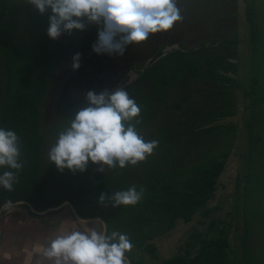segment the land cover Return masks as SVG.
Returning a JSON list of instances; mask_svg holds the SVG:
<instances>
[{"label": "rangeland", "instance_id": "1", "mask_svg": "<svg viewBox=\"0 0 264 264\" xmlns=\"http://www.w3.org/2000/svg\"><path fill=\"white\" fill-rule=\"evenodd\" d=\"M247 1L177 0L182 16L180 22L165 33L150 36L142 44L128 45L122 56L106 54L105 57L111 61L105 60L106 69L101 75H85L78 79L71 68L74 53L70 50L66 58L58 63L56 81L40 103L44 143L41 145L42 155L37 168L39 184L43 193L50 200H55L68 193L70 180L68 169L58 171L49 162L47 154L58 132L65 128L61 110L69 92L74 93L86 107L85 97L89 91L97 94L105 90L112 92L117 87L130 84L159 52L177 48L179 44L191 47L200 41L209 43L211 38L225 39L235 34L236 59L232 60L236 65L235 72L226 74L235 79L238 86L226 83L224 86L229 89L223 93L219 92L217 85H203L201 82L193 85L199 90L192 93L186 110L180 114L175 112L173 114L176 116H173L192 118L195 110H199L210 117V122L202 127L204 131L191 142L188 138H179L172 143L174 156L170 157L169 164L162 168L163 155L155 154L160 148L157 147V151L154 150L145 161L126 167L125 172L124 169L106 168L101 173L96 171L98 166L91 176L76 183L78 190L72 196L75 211L106 219L120 212L122 206L113 208L111 204L99 203L102 192L87 190L86 185L109 180L110 173L117 175L119 180L123 172L122 182L128 186L139 185L142 181L139 167L150 163L154 173L162 174L160 185H170L171 189H176V182L184 178L179 173L199 162L217 160L224 153L228 154L217 179L214 196L206 207L197 211L186 224L180 220L174 221L172 230L156 237L157 245L155 239L144 241L140 250L135 249V256L141 262L152 263L153 254L151 256L145 251L151 244H155V247L167 246L171 256L190 260L199 255L203 247L214 248L207 244L218 240L217 248L222 252L223 264H264V0H252L256 21L253 39L244 13ZM36 12L26 0H6L5 46L0 43V59L4 58V48L11 52L26 47L33 54L35 48L31 47L38 36V28L32 23ZM86 30L97 35L98 26L88 25ZM122 73L124 76H121ZM6 80L2 74L0 103L3 101ZM172 99L168 97L165 102L169 103ZM219 112L232 115L213 116V113ZM165 118V113L161 112L157 121L161 124ZM175 122L171 133H176V128L182 133L181 124L178 120ZM137 131L145 140L155 139L153 129L141 128ZM106 190L104 194L107 197L112 189ZM66 212L69 214L67 209L63 213ZM159 229L158 226L156 230Z\"/></svg>", "mask_w": 264, "mask_h": 264}, {"label": "trees", "instance_id": "2", "mask_svg": "<svg viewBox=\"0 0 264 264\" xmlns=\"http://www.w3.org/2000/svg\"><path fill=\"white\" fill-rule=\"evenodd\" d=\"M244 13L250 24L251 39H253L256 21L252 0L245 2ZM50 15V11L43 15L36 12L32 18V23L38 28V36L35 38L34 46L31 47V49L35 48L33 54L29 53L26 47L11 52L4 48V58L0 59V77L4 74L7 79L3 87V101L0 103V127L17 133L20 138L21 159L25 162L24 168L19 173V182L14 185V191L8 192L0 188V206L6 200H11L12 203L27 201L38 211L59 205L64 201L73 205L72 196L78 188L76 183L91 176L92 171L99 166L89 162L87 169L82 173L68 170L69 191L55 200H50L39 184L37 168L42 155L41 145L44 143L41 134L40 103L56 81L58 63L66 58L70 50H73L74 54L80 53L81 66L74 70V73L78 79H81L85 75L103 74L106 69L105 60L111 61L105 57L106 54L97 55L92 51L97 35L86 29L85 33L73 30L71 34L64 33L58 39L51 40L47 36ZM5 28L6 0H0V43L2 42L4 46ZM208 41L209 43L200 41L191 47L179 44L177 48L159 52L158 56L148 63L130 84L124 86L129 96L141 107L137 130L153 129L154 138L159 142L158 148L160 147L158 151L155 149L157 151L155 154L163 155L162 168L171 161L170 157L173 155L171 147L176 139L188 138L187 140L191 142L201 131H204L201 130L202 127L210 122V117L206 113L196 111L195 108L192 118L174 117L176 115L173 113L180 114L186 110L192 93L199 90L193 85L197 82L203 85H217L219 92L223 93L229 89L224 86L226 83H234L238 86L237 81L226 74L235 72L236 65L232 61L236 59L235 34L225 39L211 38ZM32 57L34 59L30 61ZM121 76L124 74L122 73ZM168 97L173 99L166 103ZM83 107L85 106L74 93L67 94L61 110V119L65 128ZM161 112L166 115V118L162 119L164 122L161 123L163 125L165 123V127L157 121ZM228 115L232 114L213 113V116L217 117ZM176 120L181 124L182 133H179L177 128L176 133L170 131L175 126ZM227 156L228 154L224 153L220 159L199 162L185 169L179 173L184 178L176 182V189H171L170 185H160L162 174L154 173L150 163L139 167L142 181L136 186L146 189L144 197L137 205L122 206L120 212L103 219L107 232L116 230L127 233L134 245L133 249L140 250L144 241H150L172 230L174 221L188 223L191 217L205 208L213 198L217 179L223 171ZM6 170L8 169H0V174ZM124 172L119 175L121 179ZM121 179L118 180L117 175L110 173L109 180L98 181L97 184L94 182V185L90 183L86 187L87 190L102 193L111 188V193H114L130 187ZM108 204L110 203L106 199L103 205ZM77 214L82 219L96 218L79 212ZM158 226L160 229L157 231ZM207 245L215 247H203L200 254L190 260L173 257L160 264H223L222 252L217 248L219 241H210ZM145 251L151 256L153 254L154 257L152 246H148ZM126 258L130 264H141L133 262L129 253L126 254Z\"/></svg>", "mask_w": 264, "mask_h": 264}, {"label": "clouds", "instance_id": "3", "mask_svg": "<svg viewBox=\"0 0 264 264\" xmlns=\"http://www.w3.org/2000/svg\"><path fill=\"white\" fill-rule=\"evenodd\" d=\"M41 15L50 11L47 36L51 40L73 30L84 31L88 25L98 26L92 51L97 54H124L128 45L144 43L158 33H165L182 19L177 0H26ZM81 54L72 57L71 68L79 69ZM87 106L81 108L66 128L58 132L48 150V160L58 171L84 172L89 162L96 169H124L151 156L158 141L145 140L137 131L141 107L129 96L125 87L99 94H86ZM135 121V123H132ZM20 138L14 130L0 127V188L14 191L25 162L21 159ZM146 189L132 185L105 196L113 208L135 206ZM11 200L3 208L10 210ZM134 245L127 233L107 232L96 228L57 235L44 249L43 255L53 264H128L126 254Z\"/></svg>", "mask_w": 264, "mask_h": 264}, {"label": "crops", "instance_id": "4", "mask_svg": "<svg viewBox=\"0 0 264 264\" xmlns=\"http://www.w3.org/2000/svg\"><path fill=\"white\" fill-rule=\"evenodd\" d=\"M22 207H13L0 215V264H53L44 257L43 252L57 235L90 228L101 231L98 223L76 222L70 214L63 213L65 209L43 217L34 215ZM154 243L157 245L158 240ZM151 246L155 253L151 264L173 259L174 256L170 255L167 246L155 247V244ZM129 254L133 262L148 264L136 258L134 249Z\"/></svg>", "mask_w": 264, "mask_h": 264}, {"label": "water", "instance_id": "5", "mask_svg": "<svg viewBox=\"0 0 264 264\" xmlns=\"http://www.w3.org/2000/svg\"><path fill=\"white\" fill-rule=\"evenodd\" d=\"M13 207L14 206H23L25 207L26 209H28L32 214L34 215H38V216H46L48 214H54V213H57V212H60L61 210L63 209H67L69 211V214L70 216L78 223H81V224H91V223H98L100 225V228H101V231L103 232L104 229H105V222L103 219L101 218H92V219H82L80 218V216L77 214V212L75 211L74 207L72 206L71 203L69 202H62L60 203L59 205H56V206H53V207H49V208H46L42 211H37L29 202L27 201H16V202H13ZM3 205L2 204L0 206V215L2 214L4 208H3ZM127 260V259H126ZM128 264H129V261L127 260Z\"/></svg>", "mask_w": 264, "mask_h": 264}]
</instances>
